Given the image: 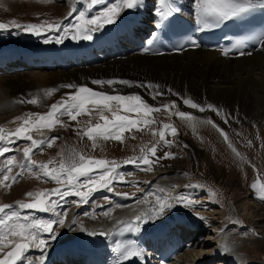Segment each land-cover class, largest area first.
Returning a JSON list of instances; mask_svg holds the SVG:
<instances>
[{"label":"bare ground","instance_id":"1","mask_svg":"<svg viewBox=\"0 0 264 264\" xmlns=\"http://www.w3.org/2000/svg\"><path fill=\"white\" fill-rule=\"evenodd\" d=\"M58 1L66 3L69 8L70 4L75 5L77 11L84 7L82 3L73 2L72 0ZM112 1L106 0L107 3ZM175 3L180 7V12L175 13V16L194 21L193 0H175ZM0 4L3 5L0 8L7 7L13 13H26L33 8V0H0ZM99 6L101 5H97L93 12L97 11ZM154 8L155 0H145L143 10H127L117 20L116 24L106 26L102 32L95 35L92 41L66 39L61 44L54 42L45 44L43 40L46 34L37 36L34 40V35L17 31L14 28H11L10 31H0V63L6 64L8 62L4 67H0V123L19 116L23 119L27 118L26 114L30 112L29 109L33 108V104L21 103L22 100L37 99L38 102L34 105L37 110L32 112L47 113L52 104L62 99L66 100L68 93L76 91L75 88H63L61 85L87 86L93 90L109 94L107 91L109 88L105 85L93 84L92 81L122 78L129 80L132 86L113 89L112 92L115 95L139 94L149 105L154 107H159V105L166 103L168 99L190 98L198 104L207 103L214 105L216 108L222 107L224 111L232 114L243 111L246 114H254L258 119L262 118L264 116V50H261L258 46L255 50L250 48L245 50L250 52L251 55L238 56L230 54L224 56L220 49L204 47L203 37L199 32L196 35V39L200 44L199 48L187 47L182 51H166L159 48L156 40L151 49L154 52L146 53L143 50L141 51L139 46L143 45V48H145V42L156 31L154 22L157 18L154 15ZM91 14L89 13V15ZM53 36L54 34L49 37ZM80 41L83 42L81 46L79 45ZM163 43L167 44L161 36V44ZM54 44H56V47ZM74 56L77 57L78 62L72 61ZM60 59L66 61L65 67ZM146 82L159 85L160 90L166 94L153 100L152 96L149 95V91L135 86L138 83ZM50 89H57V91L52 95H47L46 92ZM167 89H172L180 95L176 96L168 93ZM28 94L30 97H25ZM175 105L177 108L180 107L179 104ZM171 109L173 110L170 106L168 111H172ZM113 110L119 111L122 115L135 114L123 112L120 106L115 103H113ZM174 110L176 111V108ZM93 113L98 115L97 112ZM107 113L110 112L105 110L103 114L106 115ZM180 121L187 126L194 122L193 119H180ZM51 134H56V132ZM31 135L36 140L44 139H39L34 133H31ZM217 135L220 142L223 143L224 138L219 132ZM192 150L195 152H193L194 154H200V151L195 147H192ZM72 153L73 151L70 152L69 156ZM119 171L125 174L135 173L139 179L145 180V183L140 185L143 186L140 189L141 192L134 193L135 183L138 185L140 183L135 180L136 178H131L133 180L128 187L126 185L122 186V183V185L115 183L116 186L112 192L100 190L93 193L87 204L72 210L71 215L65 219L66 224L61 231L56 229L57 239L52 242L45 254L46 259L54 248L70 240L77 239L84 243L86 238H93V244H96V247L101 248L102 251L101 253H90L91 257L88 261H96L97 264L108 262L115 255L112 247L113 240L117 238H103V240L97 242L94 236H89L80 231L79 224L75 226V230L69 231V223L73 219H77L82 221L84 227L90 231L114 232L119 226L118 221H131L136 215L148 210L149 204L155 200V196L149 194L160 192L163 196H167L168 189L173 185L174 190L177 191L175 195L183 192L186 196L196 199L197 205L193 207L196 214L192 215L193 212L189 208H173L163 219L144 225L143 231L140 233L144 232L145 241H142V244L145 242L147 246H151L152 238L155 235L159 236L160 232L169 223L177 225L175 228L171 229L169 227V229L172 233H178L182 230L181 221L184 218H189L190 224L193 225L190 228L185 226L183 230L185 232L193 230L195 234L193 233L194 235L190 238L196 236L197 239L192 245L193 249L189 252L188 250L184 251L185 254L173 264H231L230 257L234 258V254V261L237 263L253 264V260L244 252L249 249L248 243L257 241L249 238V234L247 237L245 235L241 236L244 232H238L240 227L238 223L236 225L232 221L227 224L224 223V220H222L224 213L215 210L219 207L211 202L213 198L212 191L199 187V189H193L192 192L189 190L190 188H186L188 184L193 182L187 174L182 159L169 163L166 171L159 172L155 178L150 174H142L143 171L133 166L125 168L122 165ZM125 177L128 179L127 175ZM236 186H238V183H235ZM128 188L129 190L132 189L134 196L137 198H143L147 195V201L135 203L133 200L124 199L114 194L115 192H127ZM251 196L248 195L243 198L241 210L246 218L253 219V226L257 229L258 236L264 241V218L260 217L258 212V207L264 210L262 206L264 201L251 198ZM105 197L109 199H105ZM97 205L103 207H97ZM120 205H125V207H120ZM63 209L58 210L63 211ZM109 209V215L104 216L103 212ZM221 209H224L223 206ZM207 212H209V215H207ZM38 214V216H42V213ZM93 216L96 218H91ZM200 216L206 219L201 220L198 218ZM218 217H220L219 220H217ZM205 236L208 239H204ZM257 239L259 240V238ZM221 245L227 246L231 250L225 253L221 250ZM94 248L95 245L84 247L85 250ZM151 254L152 250L146 252L145 256L147 260H150V264L153 261ZM27 255L30 259L35 260L41 253L32 250ZM46 259L43 262L35 261V264H46ZM24 264H27V262H24Z\"/></svg>","mask_w":264,"mask_h":264},{"label":"snow or ice","instance_id":"2","mask_svg":"<svg viewBox=\"0 0 264 264\" xmlns=\"http://www.w3.org/2000/svg\"><path fill=\"white\" fill-rule=\"evenodd\" d=\"M77 2L82 3L84 7L78 11L73 7L67 16L64 17L67 20L69 17H73V13H76L67 24L62 21L57 23L42 21L41 23L21 24L12 20L10 25L0 23V31H10L11 28H14L17 31H23L38 37L45 33H53V37L45 35L43 40L45 44L52 42L61 44L66 39L92 41L95 35L102 32L106 26L116 24L124 10H143L145 6V0H114L113 3H107L106 0H77ZM97 5H102L103 7L93 12ZM0 6L3 5L0 4ZM192 7L194 22L197 26L196 31L205 32L216 29L225 22L241 20L255 12L264 11V0H193ZM179 12L180 7L175 3V0H155L154 15L157 19L154 22V27L156 31L145 42L144 52L151 51L155 41L159 39V32L168 19ZM89 13L92 14L89 15ZM249 43L256 44L260 46L261 50H264V31L246 38L236 39L221 50L222 54L224 56H229L230 54L238 56L251 55L250 52L244 50ZM185 47L199 48L200 44L194 37H189L178 45L177 50L182 51ZM92 83L101 86L105 84L111 86L116 83L131 86V83L126 80H93ZM135 86L149 91V95L152 96L153 100L166 94L160 90L159 85L151 82L138 83ZM61 87L75 88L76 91L68 93L66 100L62 99L52 104L50 110L45 114H26L27 118L23 119V122L15 131L5 132L3 128H0V142H2L0 143V157H4V154L10 151L20 150L19 146L16 149H12L6 145L15 144L22 139L31 142L30 146L22 149L23 161H17L15 155L5 158L3 162L5 172L0 173V186L11 188L13 183L18 182L24 171L33 173L38 179L62 185V187L36 193L29 191L26 193L29 198L28 202L17 201L15 205L7 203L0 205V264H24V262L35 264V261L43 262L52 242L57 239L58 233L56 229L64 227L66 224L65 217L68 209L64 208L63 211H59L58 208L62 206V203L66 202L67 197L75 196L77 199L71 201V203L84 205L89 202L93 193L97 191L107 190L112 192L115 183H132L125 180V175L131 174L119 171L122 165L116 161L88 157L80 153L73 152L71 156L61 160L58 167L55 166L54 161L37 164L36 161L31 159L35 151L39 149L42 152V146L52 147L60 137H46L36 140L30 134L33 129L55 130L57 126L68 127L71 126V122L79 123L78 118L81 115L91 116L93 112H97L99 120L103 121V123L91 124V121H89L91 126L78 133L82 137L86 136L93 141L92 147L95 149L98 147L97 139L105 141L111 139L122 143L123 134L126 131L131 132L133 129L141 131L143 130L140 127L141 125L147 127L156 123L155 119H148L147 117H151L155 112L168 110L170 107L167 103L159 107L151 106L139 94L127 96L120 94L111 95L103 91L93 90L87 86L74 84L61 85ZM56 91L57 89H50L47 90L46 94L52 95ZM167 92L176 96L180 95L172 89H167ZM182 100L185 105L190 106L192 109H198L201 113L206 110L215 112L222 117L225 124H228L229 120L232 119L231 114L224 116L222 110L212 104H197L190 98H182ZM25 102L35 105L38 101L35 98L21 101V103ZM113 103L119 105L125 113L142 114L144 118L135 119L129 115H121L119 111L113 110ZM171 107L176 108L175 102L172 103ZM105 110L111 113V118L103 114ZM175 115L185 120L195 119L190 113L178 109L175 111ZM65 116L69 118L68 124H65L62 119ZM17 119L20 118L17 117ZM207 122L217 129L225 141L229 140L228 134L219 128L215 122L211 120ZM169 134L172 137L177 136V129L170 124H162L159 131V142L147 149L149 155L130 157L124 161V164H131L134 168L141 171L151 172L154 165L159 164L161 160L176 158L175 154L171 152H165L163 156H157V152L161 147H171L173 144L172 140L166 138V135ZM248 143L250 145L251 141ZM229 146L231 147V145ZM184 147L187 148L188 145H184ZM232 150L236 152L237 156L240 155L235 148ZM17 166H19L21 171L15 175H10L13 168ZM187 187H198V185H187ZM251 188L258 194L257 198L264 201V181L257 180L252 183ZM114 194L124 199L133 200L135 203H144L148 199L147 195L143 198H137L134 194L129 193L115 192ZM149 195H154L155 200L149 204L148 210L136 215L134 220L118 221L119 227L114 232L90 231L84 227L82 221L77 219H73L69 223L68 229L73 231L75 226L79 224L80 231L85 232L89 236L99 235L105 239H110L117 235L123 236L125 233L139 236L143 231L144 225L163 219L173 208H191L197 205L194 197L186 196L183 192L175 196L170 193L167 196H160L155 193ZM105 199L109 198L105 197ZM97 207L103 206L97 205ZM120 207H125V205H120ZM34 212L49 213L51 215L49 218H38L33 215ZM109 212L110 209L104 211L103 215L108 216ZM91 218L95 219L96 217L93 216ZM198 218L201 220L206 219L202 216ZM234 223H239V221H234ZM251 231L256 234L255 230ZM9 248L10 250L5 251ZM32 250H37L41 253L35 260L30 259L27 255ZM221 250L226 253L231 249L223 246ZM112 251L115 254L114 264H125V262L132 261L134 258L144 261L146 256V252L138 246L135 239L126 241L113 240Z\"/></svg>","mask_w":264,"mask_h":264},{"label":"rangeland","instance_id":"3","mask_svg":"<svg viewBox=\"0 0 264 264\" xmlns=\"http://www.w3.org/2000/svg\"><path fill=\"white\" fill-rule=\"evenodd\" d=\"M72 1L77 2V0ZM61 2L62 1L58 0H33L32 10L27 11L26 13H13V11L7 7V9L5 7L0 8V23H6L10 25L12 20H15L17 23L21 24L41 23L42 21H48L51 23L62 21L63 23H67L69 19L71 20L74 17L75 13H73V17H69L67 20H65L64 17L67 16L68 12L73 7L76 8V6L70 4L69 8L67 7L66 3ZM113 2L114 0L111 3ZM99 9L100 8H98V10ZM126 11L127 10H124L121 13V16ZM120 17L118 19H120ZM45 34L47 36H51L53 33ZM36 37V35L33 36L34 40ZM111 80L119 81L126 79L122 78ZM105 86L109 88L107 89L109 94L115 95V93L112 92L113 89L129 88L132 86V83L131 86L120 83H116L111 86L105 84ZM25 97L29 98L30 95L28 94ZM192 101L195 102L194 100ZM173 102H175V104H179L180 106L178 108L176 106V110L178 109L180 111L190 113L195 118L193 119V124L187 126L182 121H180L181 118L179 119V117L175 115L174 108L173 110L171 109L172 111L170 112L168 110H162L160 112L153 113L151 117H147L148 119H155L156 123L147 127L141 125L140 127L143 129L141 131H137L135 129H133L131 132L126 131L123 134L122 143L111 139L107 141L97 139L96 143L98 147L94 149L92 147L93 141L89 140L86 136L82 137L78 133L91 126L89 121H91V124H95L97 122L103 123V121L99 120V116L96 115V113H92L91 116L81 115L78 118L79 123L71 122V126L68 127L57 126L55 130L33 129L32 133L36 134L39 139L46 138L47 136L60 137V139L56 140L52 147L42 146V152L37 149L31 158L32 160L36 161L37 164H45L49 161H54L55 166L58 167L59 162L68 157L70 152L73 151L88 157L114 160L117 163L122 164L125 168L130 166L132 167L131 164L125 165L124 161L130 157L149 155L147 149L159 142V131L161 130V125L170 124L177 129L178 135L175 137H172L170 134L166 135V138L172 140L173 144L171 147H161L157 152V156H163L165 152H171L175 154L176 158L161 160L159 164L154 165L153 171L149 173L143 171L141 173L144 175L145 173L146 175L150 174L155 178L159 172L161 173L166 171L169 163L182 159L185 163V168L188 172L187 174L191 177L193 182L188 185H198V187H187V189L190 188V191L193 189L196 190V188L199 189V187L211 189L213 192V198L211 202H214L213 205L219 207L215 210H218V212L220 211L219 213H224V216L222 217L224 223L227 224L229 221H232V223L236 225L237 223H234V221H239L238 224L241 227L238 228V232H244L241 234V236L245 235L247 237L249 234V238L257 241L248 243L249 249L245 250V255L247 254L250 256V258L253 260V264H263L264 241L262 238H260V236L257 235V229L253 226V219L246 218L244 216L241 210V201H243V198L248 195H252L251 198L257 199L258 194L253 191L251 185L257 180L264 181V116L258 119V117L251 113L246 114L242 111L232 114L231 112L224 111L222 107H217L218 109L222 110L224 116L231 114L232 119L229 120L228 124H225L222 117L213 111L206 110L205 112L201 113L198 111V109H192L190 106L185 105L182 98L178 100H176V98L168 99L166 103L171 106ZM32 107L33 108L29 109V113H33L32 111L37 110L34 105ZM120 114L122 115V113ZM106 115L111 118V113H107ZM129 116L135 119L144 118L142 115L139 116L136 114H130ZM19 118L20 119H17V117H15L13 119L4 121L0 123V125H2L7 130V132H12L23 122V118L21 116H19ZM62 119L65 124L69 123V118L67 116L62 117ZM208 120L215 122L219 128L223 129L228 134L229 140H223V143H221L218 138V132L216 131V128L213 127L212 124L208 123ZM55 132L59 134H53V136L51 133ZM249 141H251L250 145L248 143ZM30 144V141L22 139L18 140L15 144L6 145L12 149H16L17 146H19L20 150L10 151L5 153L4 157H0V173L5 172L3 162L6 157L15 155L17 161H23L24 157L22 149L24 147L30 146ZM184 145H188V147L185 148ZM229 145H231V147ZM191 146L198 149L200 154H194L195 152L192 150ZM233 148H235L236 151L240 153L239 156L236 155V152H233ZM20 171L21 169L19 166H17L13 168V171L10 175H15ZM132 174V176L127 175L128 179L125 177V180L132 182L133 179L131 178H136L135 180L139 181L140 184L138 185L135 183L136 186L134 187V193L138 194L141 192V187H143L140 185H142V183L144 184L145 180L139 179L135 173ZM235 183H238L239 187H235ZM122 184V186H130V184ZM115 186L116 184H114V187ZM56 187H62V185H57L52 181L38 179L33 173L24 171L18 182L13 183L11 188L0 186V205L5 203L15 205L17 201L28 202L29 198L26 196L27 192L32 191L36 193ZM170 188L168 189V194L171 193L172 196H175L177 191L174 190V186L172 185ZM124 193L133 194L132 189L129 190V188L127 189V192ZM157 194L163 196L160 192H157ZM76 199L77 197L75 196H69L66 198L67 203H62L64 205L58 208L68 209L65 219L71 215L74 208L81 206L71 203V201ZM222 206L224 209L220 210ZM262 206L264 207L263 203ZM260 208L258 207V212L260 217L264 218V210L263 208ZM189 209H191L195 214L193 207ZM38 213L42 212H34L33 215L41 218L38 216ZM207 213V215H209V212ZM42 214L46 215L49 213ZM50 215H48V218ZM42 218L47 217L45 216ZM219 218L220 217H218L217 220H219ZM62 228L63 227L57 228V231H61ZM251 230H255L256 234H254ZM257 238H259V240ZM8 250H10V248L6 249L5 251Z\"/></svg>","mask_w":264,"mask_h":264},{"label":"water","instance_id":"4","mask_svg":"<svg viewBox=\"0 0 264 264\" xmlns=\"http://www.w3.org/2000/svg\"><path fill=\"white\" fill-rule=\"evenodd\" d=\"M19 127V126H18ZM0 128H3L2 126H0ZM4 129V128H3ZM5 130V129H4Z\"/></svg>","mask_w":264,"mask_h":264}]
</instances>
